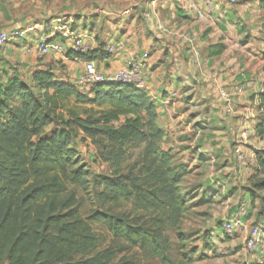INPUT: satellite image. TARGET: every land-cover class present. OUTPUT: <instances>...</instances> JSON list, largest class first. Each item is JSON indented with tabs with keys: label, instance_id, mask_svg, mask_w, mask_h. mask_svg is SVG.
<instances>
[{
	"label": "trees",
	"instance_id": "16d2710c",
	"mask_svg": "<svg viewBox=\"0 0 264 264\" xmlns=\"http://www.w3.org/2000/svg\"><path fill=\"white\" fill-rule=\"evenodd\" d=\"M259 7L264 37V0H259ZM224 48L210 45L208 56L220 55ZM2 72L6 81H0V264H110L115 250H99L89 220L103 222L121 249L138 247L160 264H180L170 255L172 243L165 233L172 231L181 246L187 240L181 231L187 211L182 183L189 170L162 148L164 132L147 92L106 84L84 93L58 81L49 70H36L28 79L16 67ZM121 118L123 123L115 125ZM256 128L264 137V122ZM80 134L100 148L105 162L123 159L128 147L143 144V151L125 172L92 175L71 146ZM256 157L264 173V152ZM69 186L93 188L99 210L83 218ZM256 186L264 189V179ZM119 199L132 201L140 213L132 216L105 206ZM222 233L224 229L205 233L200 244L215 249L212 242L223 241ZM181 256L184 264H192L205 254L190 247Z\"/></svg>",
	"mask_w": 264,
	"mask_h": 264
},
{
	"label": "crops",
	"instance_id": "0c3cea01",
	"mask_svg": "<svg viewBox=\"0 0 264 264\" xmlns=\"http://www.w3.org/2000/svg\"><path fill=\"white\" fill-rule=\"evenodd\" d=\"M168 1L166 5H160L165 14L159 10L162 21H157L155 25L160 33L157 38H161L162 34L164 39L160 41L161 46L155 44L152 35H135L126 30V25L133 20L123 13L119 15L113 7L104 6L94 11L98 14L94 21L103 22L100 39L97 41L84 31L88 45L84 58L60 53L37 58L35 48L39 37H45L50 42H63L69 47L71 40L60 34L62 19L69 18L70 22L80 14L82 20V16L88 13L82 14V7L69 5L64 0H0V30L31 28L23 40L7 45L0 55V64H3L0 75L9 69L6 61H14L19 75L26 79L36 70H49L58 81L74 84L86 60L93 61L98 69L107 72L124 67L129 58L146 52L148 57L141 69L146 75L144 91L156 105V122L164 132L163 140L168 136L173 140L186 141L192 132L199 133L200 129L191 128V123L200 121V117L193 121L188 115V97L191 95H200L207 101L208 113L203 120L207 117V121L216 122L226 131L239 129L248 118L243 111L246 102L257 101L258 94H261L258 85L264 80V37L259 0H236L234 4L228 0ZM159 25L162 28H158ZM78 32L82 31L79 29ZM184 32L191 34V41L182 37ZM107 43L115 44L116 50L107 53ZM217 43L224 45V51L217 56H208L207 48ZM190 47L200 49L197 60ZM0 81L6 79L0 77ZM222 91L227 93V97L222 95ZM227 107H230L229 114L226 113ZM233 107H239L236 110L238 115ZM241 114L245 116L238 118ZM209 132L216 131L207 127ZM244 132L252 136L253 129H242L236 142ZM162 146L164 150H169V147H164V142ZM255 149L258 150V147ZM243 150L246 152L248 149L243 146ZM231 154L236 161L233 152ZM249 154L255 158L253 151ZM246 216L247 211L243 220ZM247 234L248 231L243 241ZM243 251L246 252L244 246Z\"/></svg>",
	"mask_w": 264,
	"mask_h": 264
},
{
	"label": "rangeland",
	"instance_id": "374dc122",
	"mask_svg": "<svg viewBox=\"0 0 264 264\" xmlns=\"http://www.w3.org/2000/svg\"><path fill=\"white\" fill-rule=\"evenodd\" d=\"M64 1H68L69 5L82 7V14L88 13V15L82 16V20H80V14L74 16L70 22L69 18L62 19L61 24H67L74 33L80 29L83 33L86 32L87 35L91 34L98 41L102 35L101 24L103 22L101 20L99 22L94 21L95 16L98 15L94 14L97 13L94 11L96 8L106 6L115 8L119 11V15L123 13L133 20L126 25V30L135 35H152L155 44L157 46L162 45L160 41L164 39L162 34L161 38H157L159 31L155 25L157 21H162L159 10H162V14H165L163 13L164 8H161L160 5H166L169 2L168 0ZM6 49L7 47L0 52V55ZM196 50L199 51V54L201 53L199 48ZM0 61H2V58H0ZM6 62L11 67L16 65L14 61ZM2 65L1 63L0 67ZM261 83V85H258L261 94H258L257 101L246 102L247 106L243 109L248 118L244 120V124L240 125L239 129L241 130L237 128L232 131V128H230L226 131L225 128L218 127L216 122L207 121V117L203 120L204 115L208 113L207 101L201 99L200 95L198 97L191 95L188 97V105L190 106L188 115L193 121L200 117V121L191 123V128L197 127L200 129L199 133L192 132L186 141L182 139L173 140L168 136L161 141V146L164 142V147H169L174 160L178 163H185L189 170L183 177L182 183V191L187 194V211L183 216L181 231L187 236V240L183 242L184 246H181L182 243L177 242V238L172 231L165 233L172 243L170 255L175 262L184 264L181 255L187 253L190 247H195L197 253L205 254V256L195 258L192 264H252L264 262V251L262 254L251 253L247 250L246 252L243 251V237L250 226L259 225L264 237V189L258 190L256 186L257 182L264 179V173L258 170L256 157L257 152H264V137L258 135L256 128L258 124L264 122V80ZM80 91L90 93L88 89ZM238 108L233 107L235 112ZM236 115H238L237 112ZM243 116L245 115L241 114L238 118ZM123 121L124 118H121L120 121L114 122V124L119 125ZM207 127L216 132H209L208 134ZM244 128H247L248 131L253 129L252 136L243 145L248 149L246 152L243 150L246 156L252 155L249 154L250 151L255 154L252 166L239 165L231 158L233 146L238 142H236L238 133ZM71 146L76 151L82 165L92 175L105 176H114L116 172H125L136 160H139L143 151V144L128 147L123 159L112 158L110 162H105L100 157V148L89 139L84 141L82 134L74 139ZM256 147H258V150L255 149ZM69 188L75 192L79 213L83 218L87 219L94 209L100 208V201L94 197L93 188H89L87 191L78 186H69ZM241 200H244L247 204V216L242 220L245 227L236 232L222 233L223 241L213 240L212 242L215 249L203 247L200 244L199 237L205 233L211 231L215 233L217 229H222V220L236 211ZM105 206L115 212H125L132 216L140 213V210L134 207L132 201L123 199L107 202ZM89 222L92 232L98 237L99 250L105 248L115 250V258L110 264H160L156 258L149 256L146 250L138 247H124L121 249L120 244L112 238L103 222L96 220H89ZM197 255L199 256V254Z\"/></svg>",
	"mask_w": 264,
	"mask_h": 264
},
{
	"label": "built area",
	"instance_id": "2783aa9c",
	"mask_svg": "<svg viewBox=\"0 0 264 264\" xmlns=\"http://www.w3.org/2000/svg\"><path fill=\"white\" fill-rule=\"evenodd\" d=\"M231 3H236V0H228ZM158 28H162L160 25ZM31 29V28H29ZM28 28L22 29L18 27H9L0 30V52L7 47L9 43L23 40L26 36ZM61 37L70 39V46L66 47L64 43L50 42L45 37H39L36 43L35 53L37 58H42L50 53H60L66 55L72 52L75 56L81 57L88 53V45L85 41V33H74L67 24L59 27ZM182 37L187 41H191V34L188 32L182 33ZM117 46L113 43L105 44V51L111 53L115 51ZM196 47H190L191 54L197 60L200 56ZM148 57V53L144 52L141 55H135L129 58L124 67L112 69L103 72L96 67L93 61L86 60L81 74L75 79L74 85L79 90H91L97 85L119 84L131 86L137 89L144 90L146 75L142 74L141 69L144 66V60ZM173 94L172 91H170ZM222 95L227 97V93L222 91ZM226 113L230 112V107L226 108ZM249 133L244 132L240 136V140L233 146V154L236 162L239 165L251 166L254 163V156H246L243 151V145L249 139ZM247 211V204L241 200L235 212H233L226 220L222 221V229L226 233L236 232L243 226V217ZM259 225H252L248 230L247 236L244 238L243 246L245 250L251 253H263L264 237ZM263 259V258H262Z\"/></svg>",
	"mask_w": 264,
	"mask_h": 264
}]
</instances>
